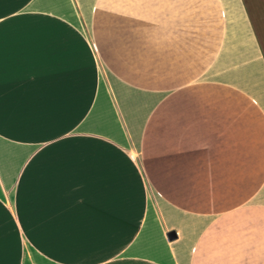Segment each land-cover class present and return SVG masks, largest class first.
<instances>
[{
  "label": "crops",
  "instance_id": "obj_1",
  "mask_svg": "<svg viewBox=\"0 0 264 264\" xmlns=\"http://www.w3.org/2000/svg\"><path fill=\"white\" fill-rule=\"evenodd\" d=\"M0 264H264V0H0Z\"/></svg>",
  "mask_w": 264,
  "mask_h": 264
},
{
  "label": "water",
  "instance_id": "obj_2",
  "mask_svg": "<svg viewBox=\"0 0 264 264\" xmlns=\"http://www.w3.org/2000/svg\"><path fill=\"white\" fill-rule=\"evenodd\" d=\"M168 237L170 240H173L177 237L176 231L175 230H171L170 232H168Z\"/></svg>",
  "mask_w": 264,
  "mask_h": 264
}]
</instances>
